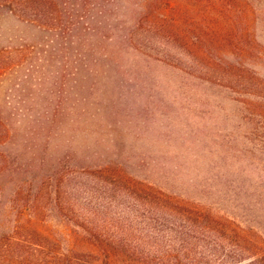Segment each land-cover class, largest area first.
Masks as SVG:
<instances>
[{
    "label": "rangeland",
    "instance_id": "rangeland-1",
    "mask_svg": "<svg viewBox=\"0 0 264 264\" xmlns=\"http://www.w3.org/2000/svg\"><path fill=\"white\" fill-rule=\"evenodd\" d=\"M54 1L0 10V264H264V0L241 57L238 0Z\"/></svg>",
    "mask_w": 264,
    "mask_h": 264
},
{
    "label": "trees",
    "instance_id": "trees-1",
    "mask_svg": "<svg viewBox=\"0 0 264 264\" xmlns=\"http://www.w3.org/2000/svg\"><path fill=\"white\" fill-rule=\"evenodd\" d=\"M72 2V0H66V2ZM84 4V6H88L89 2L91 0H81ZM145 4H148V10L149 12L152 14L154 18H152V20L150 19V23L152 27L155 29H157V31L159 30H164V28L168 27V30L170 31V28L172 29L171 23L168 22V18L164 17L162 18V22L160 18H158V12L160 7H162V5L165 8H168L171 10V7H173V3L167 1H162V0H144ZM223 0H193L194 3V13L196 14L197 12L200 13V18L201 19V15L203 14V12H205L206 10H214L216 12V14H218L219 16H221V22H225L226 19L228 18V16L226 14L223 15V10L220 9L222 6L225 5V3H228L229 6L230 4L233 2L234 0H225L222 4ZM54 0H0V10L4 11L6 10L7 12L14 14V15H21L24 17V20L27 22H31L34 21L36 19V15L37 14H41V13H45L48 12V6L51 4H54ZM45 3L47 5H45ZM59 3V0H56V4ZM61 3V1H60ZM238 29H239V33H238V56L241 57L243 56L246 52H247V42L251 39L249 37V33H248V29L251 27V23H252V19L248 16L247 12H252L249 4L247 1L245 0H238ZM202 11V13H201ZM150 14H146V17H148ZM52 18L54 16H51ZM159 19V22L155 25L156 19ZM170 19L172 20V18L170 17ZM170 20V21H171ZM201 22H203L202 20H200ZM207 20V15H206V22L204 23V26L209 25ZM163 22L167 23L166 25L163 24ZM213 24H210V26ZM197 26V25H196ZM195 26V27H196ZM222 30H218L217 32V37H214V34L211 32L210 36H207V31L204 33H199V34H194V38L195 41L198 44L201 43V39L203 37H205L206 40L209 41H218L220 42L221 39H223V32H221ZM173 32V31H172ZM171 33H168V36H170Z\"/></svg>",
    "mask_w": 264,
    "mask_h": 264
}]
</instances>
